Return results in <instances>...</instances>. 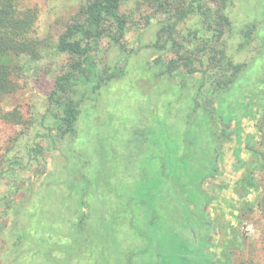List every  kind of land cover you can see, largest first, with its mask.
Returning <instances> with one entry per match:
<instances>
[{
    "label": "rangeland",
    "instance_id": "374dc122",
    "mask_svg": "<svg viewBox=\"0 0 264 264\" xmlns=\"http://www.w3.org/2000/svg\"><path fill=\"white\" fill-rule=\"evenodd\" d=\"M81 1H22L39 7L36 30L46 47L40 60L23 58L24 70L15 77L20 88L1 103L5 110L18 108L24 122L0 118V264H162L181 251L200 260L207 233L219 264H264V207L257 203L258 195L264 196V0H233L225 10L232 22L222 38L227 53L247 64L229 88L213 96L215 127L213 114L196 105L195 98L201 103L212 96L209 82L196 96L199 72L188 74L180 62L173 75L160 74L163 65L156 58L167 63L175 49L170 42L162 50L149 44L158 39L168 15L132 1L123 10L130 19L126 45L134 51L112 47L105 57L129 62L127 72L88 98L76 135L55 142L36 138L37 131L47 130L40 117L46 114L45 124L52 125L48 93L66 60L55 42ZM202 18L197 9L177 24L176 36L188 34ZM247 26L253 27L249 36L243 33ZM207 57L196 59L195 66L206 67ZM230 118L240 119L249 135L241 145L245 165L235 169L228 159L220 176L204 181L207 191H213L211 185L221 188L204 206L209 227L203 223L208 217L184 216L177 207L205 198L199 183L216 161L217 125ZM34 141L45 147L40 156L31 153ZM231 143L224 147L226 158ZM247 169L259 188L246 199L241 181ZM159 184L163 188L148 193ZM198 229L195 242L184 238Z\"/></svg>",
    "mask_w": 264,
    "mask_h": 264
},
{
    "label": "trees",
    "instance_id": "16d2710c",
    "mask_svg": "<svg viewBox=\"0 0 264 264\" xmlns=\"http://www.w3.org/2000/svg\"><path fill=\"white\" fill-rule=\"evenodd\" d=\"M22 1L0 0V118L5 122L16 124L24 122L20 110L18 108L5 110L1 103L5 96L20 88L15 77L21 75L24 70L23 58L40 60L46 47V39L38 35L36 30L40 13L39 7L25 6ZM132 1L136 4H147L154 10V13L168 15L160 29L158 39L151 42L149 46L162 50L167 49V44L170 42L175 49V57L167 63L162 62L159 56L156 58V62L163 65L160 71L161 75H173L179 67V63L184 62L188 67V74L194 76V73L199 72L201 75L198 82L199 91L197 89L196 96L200 95L202 87L206 82H209L212 96L201 103L195 98L197 106H203L208 112H214L216 100L213 99V96L217 92L229 88L246 66V62H235L232 59L227 53V44L222 39L231 28L232 22L225 10L233 0H207L205 3L202 0H82L77 11L66 23L55 42L56 50L65 54L66 60L61 71H57L53 75V88L48 93V114L53 119L52 125L45 124L46 114L40 117V125L47 130L37 131L36 138L51 137L55 142L76 135L77 121L82 113V106L88 101V98L102 86L122 77L127 72V63L129 62L122 65V59H119L111 63L105 57L112 47H117L123 53L134 51V48L126 45L125 36L130 19L129 15L125 13L126 11L123 10L124 5ZM197 9L203 17L201 25L191 26L188 34L178 38L176 36L177 24L195 13ZM173 16L176 17L175 20H172ZM243 30V33L249 36L253 27L249 29L247 26ZM193 44L195 48L192 49L190 46ZM105 45L107 46L105 47ZM203 55H208V64L206 67L197 68L194 61L201 59ZM212 114V124L215 127L218 115L215 117V114ZM33 126V121H31L29 128ZM237 126L239 127L237 128L238 142L242 143L240 119H237ZM214 132L216 134V131ZM168 149L172 152L171 154H176L178 151L170 146ZM44 151L45 147L39 141H34L31 148L32 155L40 156ZM256 163L257 161L251 165L250 169H253ZM188 166L185 164L184 168H188ZM249 173L251 171L248 172L247 169V175L241 181L244 190L241 196L246 199L252 188H259L257 181ZM146 182L148 183V181ZM146 182L144 181L145 184H147ZM201 184L200 181L199 190L201 193H205V198L198 202L188 201L181 207L178 206L179 213L184 216L198 214L201 218L207 217L204 206L209 201V194ZM137 187L140 188V184ZM156 187L161 189L163 185L148 187V193H154ZM261 198L264 200V196L258 195L257 203L264 207ZM262 212L264 214V208ZM198 231L199 229L188 231L184 238L191 239V243H193L197 238L194 234L197 232L198 235ZM154 235L159 236L157 232ZM165 235L164 231L161 236ZM180 237H183L182 234ZM206 238L207 243L201 245L199 249L201 257L198 258L200 260H196L195 256L190 255L187 251H181L179 254L176 253L178 255L176 260H164L162 264H194V260L198 264H210L209 255L212 253L210 248L213 242L208 239V233ZM138 249L144 253L141 247Z\"/></svg>",
    "mask_w": 264,
    "mask_h": 264
},
{
    "label": "flooded vegetation",
    "instance_id": "af4514ba",
    "mask_svg": "<svg viewBox=\"0 0 264 264\" xmlns=\"http://www.w3.org/2000/svg\"><path fill=\"white\" fill-rule=\"evenodd\" d=\"M234 120H235V122H234V125H235L234 127L235 128L234 127L231 128L230 125H231V123ZM241 123H242V121H241ZM222 124H223V126H221V127H220L219 124L217 125V127H219L220 130L218 129L219 131H217L218 132V135L216 134L217 135L216 137H218V138L220 137L221 138V141H220V145L218 144V148H217V151H216L217 154H216L215 164H214V166L212 168V172L209 175H207L204 178V180L202 181L201 186L203 185L204 181L207 178H216V177L220 176L222 174V170H224L225 167H226V165L228 164V162H227L228 159H231V165L235 169H240V167H243L245 165V161L240 157V153L244 149L241 145L244 142V138L246 136H249L248 133H246L244 131V129L242 128L241 133H242V140L243 141H242V143H239L238 142V131H237V119L230 118L227 121L222 120ZM243 136H244V138H243ZM234 139H235V145H233V143H231V141H233ZM229 142L232 144V146H231V149L232 150H231V154H230V157L231 158H226V153H225L226 152V149L224 147H225L226 143H229ZM226 148H228V147L226 146ZM247 150L250 151V148H248ZM220 168H221V170H220ZM242 175H243L242 177L244 178V176L247 175V171L244 172ZM220 185H222V184H220ZM210 188L213 189V191L212 190L211 191H207V190H205L203 188L209 194V201H208V203L211 200H213L214 198L218 197V191L216 192L214 190L216 188L221 190V188H220L219 185H218V187L211 185ZM204 209H205V207H204ZM206 214H207V217L208 218L205 219V222L204 223L208 224L209 227H210L211 222H210V220H208L209 219V212L206 211ZM198 234H199V231H198ZM208 235H209V238L208 239H210L212 241L211 234L208 233ZM194 236H197V232H196V234H194ZM214 245H215V243L213 242V245L212 246H214ZM211 252L212 253L209 255L210 256V264H219L218 262H221L222 261L221 257L220 256H217L213 250H211Z\"/></svg>",
    "mask_w": 264,
    "mask_h": 264
}]
</instances>
